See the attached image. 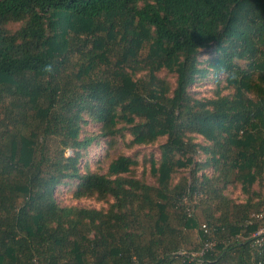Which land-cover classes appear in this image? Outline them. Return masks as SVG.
Instances as JSON below:
<instances>
[{"label":"trees","instance_id":"1","mask_svg":"<svg viewBox=\"0 0 264 264\" xmlns=\"http://www.w3.org/2000/svg\"><path fill=\"white\" fill-rule=\"evenodd\" d=\"M259 215L264 0H0V264H264Z\"/></svg>","mask_w":264,"mask_h":264},{"label":"rangeland","instance_id":"2","mask_svg":"<svg viewBox=\"0 0 264 264\" xmlns=\"http://www.w3.org/2000/svg\"><path fill=\"white\" fill-rule=\"evenodd\" d=\"M211 55V51L210 50H204L202 51V56L204 58H206L207 56ZM211 78V77H210ZM205 79L204 81H201L199 83H197L194 87H193V91L197 93L198 97L201 98H212L217 90V87L215 85V83L211 80V79ZM224 93H227V91H224ZM90 131H94V128H90ZM95 131H96V127H95ZM155 148H147V149H139L140 150V157L139 160L141 163L144 162V157L146 156L148 158V156L150 155V153L154 152L156 154V158H159V154L158 151ZM126 150L123 149V146L120 144L117 148H115L113 151H111V155L112 156H116L121 154L122 152H125ZM128 156L133 154L132 152H127ZM91 165H92V169L93 170H98L101 173H105L108 169V165L110 163V161H108V157H107V149L105 148L104 144L101 145H95L93 147V151L91 154ZM143 168L141 167L140 171ZM240 193H236L235 195H239ZM57 199L59 200L60 203H62L63 205H79V206H91V207H100L99 204H97L95 201H91V200H84L81 202H78L76 200H74L72 198V194L69 191V187L68 186H63L61 188V192L57 194Z\"/></svg>","mask_w":264,"mask_h":264},{"label":"built area","instance_id":"3","mask_svg":"<svg viewBox=\"0 0 264 264\" xmlns=\"http://www.w3.org/2000/svg\"><path fill=\"white\" fill-rule=\"evenodd\" d=\"M263 215L255 216L256 219L263 218ZM264 236V227L260 228L256 234H254V237H262ZM213 244H208L204 251L208 250L209 248H212ZM203 253V252H202Z\"/></svg>","mask_w":264,"mask_h":264},{"label":"clouds","instance_id":"4","mask_svg":"<svg viewBox=\"0 0 264 264\" xmlns=\"http://www.w3.org/2000/svg\"><path fill=\"white\" fill-rule=\"evenodd\" d=\"M48 70H50V66H49Z\"/></svg>","mask_w":264,"mask_h":264}]
</instances>
